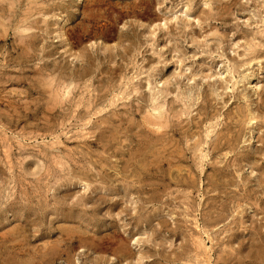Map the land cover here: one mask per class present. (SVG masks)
Listing matches in <instances>:
<instances>
[{"label":"rangeland","instance_id":"374dc122","mask_svg":"<svg viewBox=\"0 0 264 264\" xmlns=\"http://www.w3.org/2000/svg\"><path fill=\"white\" fill-rule=\"evenodd\" d=\"M0 264H264V0H0Z\"/></svg>","mask_w":264,"mask_h":264},{"label":"bare ground","instance_id":"6f19581e","mask_svg":"<svg viewBox=\"0 0 264 264\" xmlns=\"http://www.w3.org/2000/svg\"><path fill=\"white\" fill-rule=\"evenodd\" d=\"M24 27V26H23ZM23 31V30H22ZM214 35V34H213ZM213 37V36H212ZM220 42V41H219ZM22 46V45H21ZM187 68V67H186ZM125 95V94H124ZM152 95V94H151ZM149 96V95H148ZM189 96V95H188ZM150 98V97H149ZM152 99V98H151ZM113 100V99H112ZM115 104V103H114ZM164 114V113H163ZM159 116V115H158ZM157 118V117H156ZM252 119V118H251ZM144 120V119H142ZM169 125V124H168ZM162 126V125H161ZM160 129V128H159ZM208 135V134H207ZM138 242V241H137ZM122 248V247H121ZM41 255V254H40ZM138 258V257H137Z\"/></svg>","mask_w":264,"mask_h":264}]
</instances>
